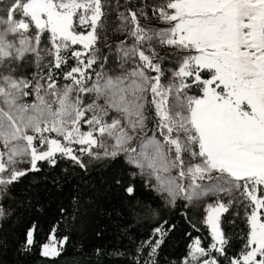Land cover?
Listing matches in <instances>:
<instances>
[{"label":"snow or ice","instance_id":"6c2138e0","mask_svg":"<svg viewBox=\"0 0 264 264\" xmlns=\"http://www.w3.org/2000/svg\"><path fill=\"white\" fill-rule=\"evenodd\" d=\"M94 170L111 175L97 186ZM41 173L33 185L71 184L43 257L65 256L119 194L106 214L134 252L96 256L158 264L175 228L164 210L182 201L202 209L211 241L189 233L179 264H264V0H0V243L43 210L18 188ZM230 209L247 229L238 251ZM141 223L153 226L134 239ZM37 231L23 228L22 251Z\"/></svg>","mask_w":264,"mask_h":264},{"label":"trees","instance_id":"16d2710c","mask_svg":"<svg viewBox=\"0 0 264 264\" xmlns=\"http://www.w3.org/2000/svg\"><path fill=\"white\" fill-rule=\"evenodd\" d=\"M65 165L61 163L60 167ZM50 175H59L60 169H46ZM43 176L41 174H30L23 178L18 188L23 191L31 189V195L34 197L32 203L41 207L42 211L30 210L24 217V223L21 225H13L6 230L3 242L0 243V264H72L73 261H82V264H130L131 257H113L105 254L96 256L93 251L96 247L111 253L114 249L121 251L134 252L135 244L129 239L122 238L118 225L120 220L115 216L106 214L112 208L117 207L119 203V194H109L105 199L101 200L100 212L94 217V220L86 230L78 229L70 236L72 245L68 249L65 256L51 260L40 254V245L46 242L48 234L52 227L56 224L58 214L56 206L59 202H67V198L71 192V184L66 185L63 191H57L50 183L32 184L34 176ZM111 171L94 170L92 173L93 180L100 186L102 179L110 177ZM141 195H146L143 191ZM150 195V194H148ZM164 218L170 224H175V228L169 233L165 239V243L160 249L158 256V264H179V261L187 252V245L190 243L191 237L200 236L204 244L210 243L211 238L208 235L207 228L202 225V209L197 207L184 208L183 202L178 201L175 209H165ZM225 223L223 225L226 233L231 237V245L234 251H238L243 234L247 231L246 225L242 218H236L233 209L223 217ZM30 223H36V244L31 252L21 250V233L23 228ZM199 228L197 232L193 227ZM152 224H136L133 225V238L146 239L150 233ZM102 232L101 237L95 235L96 231ZM70 230L66 227L58 229V234H68ZM191 234V237L189 236ZM83 245L81 249L80 246Z\"/></svg>","mask_w":264,"mask_h":264},{"label":"rangeland","instance_id":"374dc122","mask_svg":"<svg viewBox=\"0 0 264 264\" xmlns=\"http://www.w3.org/2000/svg\"><path fill=\"white\" fill-rule=\"evenodd\" d=\"M143 22H145V21H142V23ZM112 37H111V35L109 36V42L111 43L112 42ZM175 50L174 49H161L160 50V54L161 55H164V54H166V53H171V52H174Z\"/></svg>","mask_w":264,"mask_h":264}]
</instances>
